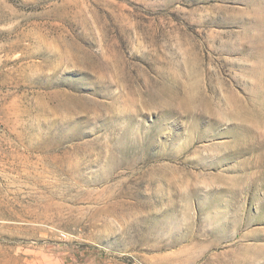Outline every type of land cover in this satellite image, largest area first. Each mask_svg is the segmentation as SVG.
<instances>
[{"label": "rangeland", "instance_id": "obj_1", "mask_svg": "<svg viewBox=\"0 0 264 264\" xmlns=\"http://www.w3.org/2000/svg\"><path fill=\"white\" fill-rule=\"evenodd\" d=\"M0 264H264V0H0Z\"/></svg>", "mask_w": 264, "mask_h": 264}]
</instances>
